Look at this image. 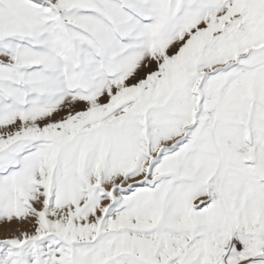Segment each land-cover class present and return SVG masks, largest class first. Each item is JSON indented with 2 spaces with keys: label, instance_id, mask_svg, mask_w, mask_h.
Returning <instances> with one entry per match:
<instances>
[{
  "label": "snow or ice",
  "instance_id": "1",
  "mask_svg": "<svg viewBox=\"0 0 264 264\" xmlns=\"http://www.w3.org/2000/svg\"><path fill=\"white\" fill-rule=\"evenodd\" d=\"M0 264H264V0H0Z\"/></svg>",
  "mask_w": 264,
  "mask_h": 264
}]
</instances>
